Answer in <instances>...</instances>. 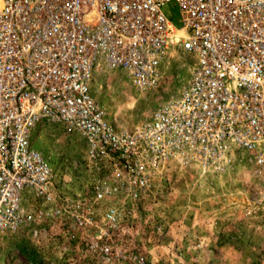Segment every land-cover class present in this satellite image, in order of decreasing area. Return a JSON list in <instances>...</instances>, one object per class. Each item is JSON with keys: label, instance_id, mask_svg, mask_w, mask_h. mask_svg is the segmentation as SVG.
I'll return each mask as SVG.
<instances>
[{"label": "built area", "instance_id": "obj_1", "mask_svg": "<svg viewBox=\"0 0 264 264\" xmlns=\"http://www.w3.org/2000/svg\"><path fill=\"white\" fill-rule=\"evenodd\" d=\"M177 50L195 60L187 84L117 130L92 96L95 71L149 90ZM43 122L84 140L94 201L139 199L170 162L221 173L245 152L264 173V0H0V233L25 222L28 195L54 199L53 170L31 143Z\"/></svg>", "mask_w": 264, "mask_h": 264}, {"label": "rangeland", "instance_id": "obj_2", "mask_svg": "<svg viewBox=\"0 0 264 264\" xmlns=\"http://www.w3.org/2000/svg\"><path fill=\"white\" fill-rule=\"evenodd\" d=\"M164 12L180 27L174 2ZM194 64L170 51L158 85L149 90L136 89L123 71L100 68L91 93L110 124L131 130L179 94ZM31 143L53 170L54 199L25 194V222L0 233V264H264V209L257 204L264 173L249 153L236 152L221 173L170 162L139 199L94 201L96 176L79 135L43 122ZM76 214L84 215V226L76 224Z\"/></svg>", "mask_w": 264, "mask_h": 264}, {"label": "bare ground", "instance_id": "obj_3", "mask_svg": "<svg viewBox=\"0 0 264 264\" xmlns=\"http://www.w3.org/2000/svg\"><path fill=\"white\" fill-rule=\"evenodd\" d=\"M172 25V24H171ZM179 34H182L183 35V32L181 30H179Z\"/></svg>", "mask_w": 264, "mask_h": 264}]
</instances>
